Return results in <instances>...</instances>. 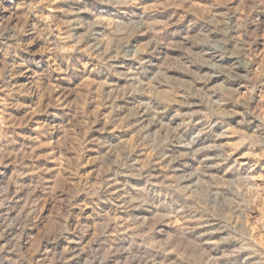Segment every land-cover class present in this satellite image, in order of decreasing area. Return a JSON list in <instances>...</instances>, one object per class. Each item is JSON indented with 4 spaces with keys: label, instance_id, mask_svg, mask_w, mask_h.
<instances>
[{
    "label": "rangeland",
    "instance_id": "1",
    "mask_svg": "<svg viewBox=\"0 0 264 264\" xmlns=\"http://www.w3.org/2000/svg\"><path fill=\"white\" fill-rule=\"evenodd\" d=\"M0 264H264V0H0Z\"/></svg>",
    "mask_w": 264,
    "mask_h": 264
}]
</instances>
